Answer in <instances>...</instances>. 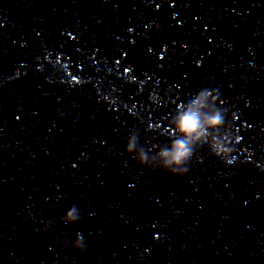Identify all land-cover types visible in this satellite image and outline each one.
Masks as SVG:
<instances>
[{
	"label": "water",
	"instance_id": "water-1",
	"mask_svg": "<svg viewBox=\"0 0 264 264\" xmlns=\"http://www.w3.org/2000/svg\"><path fill=\"white\" fill-rule=\"evenodd\" d=\"M0 264H264V0H0Z\"/></svg>",
	"mask_w": 264,
	"mask_h": 264
},
{
	"label": "clouds",
	"instance_id": "clouds-1",
	"mask_svg": "<svg viewBox=\"0 0 264 264\" xmlns=\"http://www.w3.org/2000/svg\"><path fill=\"white\" fill-rule=\"evenodd\" d=\"M226 116H224L223 119L226 120ZM221 120L222 116L220 114L202 119L199 112L190 111L180 116L176 126L185 137L197 139L202 137L205 127H218L219 125L217 124V121ZM136 139L137 137L131 134L127 142L126 152L137 159L142 166L149 168L150 166L147 165L143 152L140 154L135 153ZM195 153L196 151L194 148L186 140H177L172 144L171 148H165L160 151L159 155L162 164L161 166L152 169L155 170L157 168H162L165 171L170 172L172 175L184 176L189 172V163ZM232 153L230 155H232ZM214 154L217 157L227 160L222 154ZM71 209L72 211L68 213L67 217H65V222L71 220L72 224H74L80 220V214L75 206L71 207ZM83 240V233H77V243L73 246L77 250L83 251L86 247V245L82 243Z\"/></svg>",
	"mask_w": 264,
	"mask_h": 264
}]
</instances>
